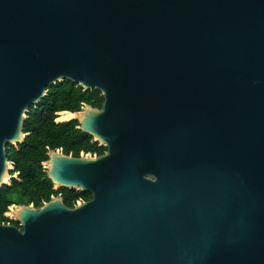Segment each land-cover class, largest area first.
<instances>
[{
  "label": "water",
  "instance_id": "95a60500",
  "mask_svg": "<svg viewBox=\"0 0 264 264\" xmlns=\"http://www.w3.org/2000/svg\"><path fill=\"white\" fill-rule=\"evenodd\" d=\"M65 80L107 151L44 166L92 199L14 206L0 264H264V0H0V190Z\"/></svg>",
  "mask_w": 264,
  "mask_h": 264
},
{
  "label": "trees",
  "instance_id": "16d2710c",
  "mask_svg": "<svg viewBox=\"0 0 264 264\" xmlns=\"http://www.w3.org/2000/svg\"><path fill=\"white\" fill-rule=\"evenodd\" d=\"M46 94L29 109L23 125V133L28 135L24 142L7 147V159L15 167L11 175L18 174V177L11 180V185L6 182L8 186L0 190V224H11L21 229L18 222L6 217L10 209H15L14 206L40 208L52 198L61 196L65 205L73 208L77 202L92 199V195L86 192L65 188L55 190L44 164L51 151H61L74 158L106 153L107 148L83 133L78 122L73 120L86 105L102 109L104 97L98 90L85 91L68 80L47 87Z\"/></svg>",
  "mask_w": 264,
  "mask_h": 264
},
{
  "label": "rangeland",
  "instance_id": "374dc122",
  "mask_svg": "<svg viewBox=\"0 0 264 264\" xmlns=\"http://www.w3.org/2000/svg\"><path fill=\"white\" fill-rule=\"evenodd\" d=\"M93 141L94 142H97L95 139H93ZM100 144V146H103V143H99ZM104 147V146H103ZM14 168V166H12V169ZM14 170H11L9 173H8V177L6 176V178H7V181L6 182H9V185H11V180L12 179H16L17 177H18V174H15V175H11V173L13 172ZM55 189V188H54ZM56 190V189H55ZM14 210V209H13ZM9 215L11 216H9L8 215V213L6 214V217H8L9 219H11V220H13V221H15L17 218H15V217H13L12 215H13V211L10 209L9 210Z\"/></svg>",
  "mask_w": 264,
  "mask_h": 264
},
{
  "label": "bare ground",
  "instance_id": "6f19581e",
  "mask_svg": "<svg viewBox=\"0 0 264 264\" xmlns=\"http://www.w3.org/2000/svg\"><path fill=\"white\" fill-rule=\"evenodd\" d=\"M47 166V165H46ZM8 170L10 171V164L8 165ZM8 177V176H7ZM7 178H5L4 182L6 183Z\"/></svg>",
  "mask_w": 264,
  "mask_h": 264
},
{
  "label": "flooded vegetation",
  "instance_id": "af4514ba",
  "mask_svg": "<svg viewBox=\"0 0 264 264\" xmlns=\"http://www.w3.org/2000/svg\"><path fill=\"white\" fill-rule=\"evenodd\" d=\"M82 202H83V201H82ZM82 202H77V204H80V203H82ZM77 204H76V205H77Z\"/></svg>",
  "mask_w": 264,
  "mask_h": 264
}]
</instances>
